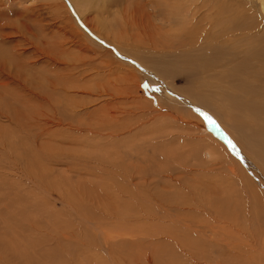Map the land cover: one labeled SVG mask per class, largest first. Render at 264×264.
<instances>
[{"label": "rangeland", "instance_id": "374dc122", "mask_svg": "<svg viewBox=\"0 0 264 264\" xmlns=\"http://www.w3.org/2000/svg\"><path fill=\"white\" fill-rule=\"evenodd\" d=\"M70 1L0 0V264H263L249 174L210 148L236 143L179 102L205 43ZM230 7L264 26V0Z\"/></svg>", "mask_w": 264, "mask_h": 264}, {"label": "bare ground", "instance_id": "6f19581e", "mask_svg": "<svg viewBox=\"0 0 264 264\" xmlns=\"http://www.w3.org/2000/svg\"><path fill=\"white\" fill-rule=\"evenodd\" d=\"M99 1L102 7L111 9L129 0ZM143 1L142 8L150 18L170 28L174 26L179 31L177 35L184 33L193 47L205 43L202 53L188 61L196 76L191 83L195 93L188 96L191 102H179L200 109V115L205 113L218 132L236 143L234 151L238 156L233 159L218 138L210 136V148L224 155L232 170L239 171L246 180L247 170L252 181L249 180V193L261 206L264 219V26L247 19L249 16L241 11L232 10L230 0ZM70 4L79 17L77 2L71 0ZM196 88L203 93L196 92ZM238 158L245 161L243 168L236 161Z\"/></svg>", "mask_w": 264, "mask_h": 264}]
</instances>
